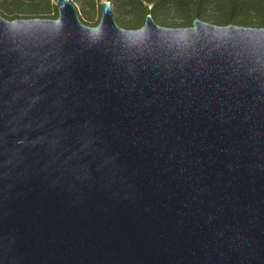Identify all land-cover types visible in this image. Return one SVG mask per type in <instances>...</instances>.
<instances>
[{
    "label": "water",
    "instance_id": "water-1",
    "mask_svg": "<svg viewBox=\"0 0 264 264\" xmlns=\"http://www.w3.org/2000/svg\"><path fill=\"white\" fill-rule=\"evenodd\" d=\"M0 17V264H264V28Z\"/></svg>",
    "mask_w": 264,
    "mask_h": 264
},
{
    "label": "trees",
    "instance_id": "trees-1",
    "mask_svg": "<svg viewBox=\"0 0 264 264\" xmlns=\"http://www.w3.org/2000/svg\"><path fill=\"white\" fill-rule=\"evenodd\" d=\"M90 22L103 3L112 5L115 21L125 30L140 29L146 16L165 28H189L195 20L212 25L264 28V0H70ZM56 0H0L7 21L57 19ZM95 27L97 25H89Z\"/></svg>",
    "mask_w": 264,
    "mask_h": 264
},
{
    "label": "rangeland",
    "instance_id": "rangeland-1",
    "mask_svg": "<svg viewBox=\"0 0 264 264\" xmlns=\"http://www.w3.org/2000/svg\"><path fill=\"white\" fill-rule=\"evenodd\" d=\"M77 10V9H76ZM77 15H78V19H79V21L83 24V25H85V26H87V27H91V28H93L92 26H89V25H98V23H99V21H100V18H101V9L99 8L97 11H96V13H95V15L93 16V19L90 21V22H87V20H85L84 19V16H83V14L79 11V10H77ZM116 22V21H115ZM116 24L121 28V26L116 22ZM96 27V26H95ZM123 29V28H122Z\"/></svg>",
    "mask_w": 264,
    "mask_h": 264
}]
</instances>
